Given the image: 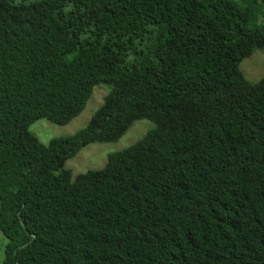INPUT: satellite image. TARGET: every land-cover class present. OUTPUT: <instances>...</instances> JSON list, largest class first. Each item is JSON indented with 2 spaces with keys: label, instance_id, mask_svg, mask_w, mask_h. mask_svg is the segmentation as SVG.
Instances as JSON below:
<instances>
[{
  "label": "trees",
  "instance_id": "trees-1",
  "mask_svg": "<svg viewBox=\"0 0 264 264\" xmlns=\"http://www.w3.org/2000/svg\"><path fill=\"white\" fill-rule=\"evenodd\" d=\"M264 0H0V264H264ZM88 123L46 144L97 85ZM154 126L75 177L85 146Z\"/></svg>",
  "mask_w": 264,
  "mask_h": 264
},
{
  "label": "rangeland",
  "instance_id": "rangeland-1",
  "mask_svg": "<svg viewBox=\"0 0 264 264\" xmlns=\"http://www.w3.org/2000/svg\"><path fill=\"white\" fill-rule=\"evenodd\" d=\"M240 69L246 78L252 82L264 77V51L256 49L250 56L244 58ZM108 90V86L104 84L95 86L93 94L83 112L69 123L61 125L42 118L31 125V131L37 135L41 142L46 144L53 137L75 133L88 123L95 110L102 104ZM153 126L154 122L152 120H137L117 142L91 143L82 148L75 157L70 158L66 163V167L71 169L74 177L89 169H100L106 164L110 153L130 146L143 137ZM6 242L7 238L0 230V263L4 259V246Z\"/></svg>",
  "mask_w": 264,
  "mask_h": 264
}]
</instances>
